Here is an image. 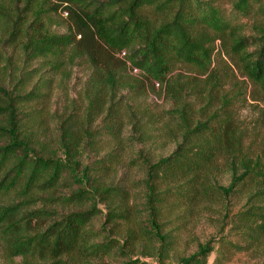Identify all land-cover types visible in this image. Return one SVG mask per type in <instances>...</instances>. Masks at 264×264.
Returning a JSON list of instances; mask_svg holds the SVG:
<instances>
[{
    "label": "trees",
    "instance_id": "obj_1",
    "mask_svg": "<svg viewBox=\"0 0 264 264\" xmlns=\"http://www.w3.org/2000/svg\"><path fill=\"white\" fill-rule=\"evenodd\" d=\"M41 1L0 0V264H167L201 220L175 264H264V0Z\"/></svg>",
    "mask_w": 264,
    "mask_h": 264
},
{
    "label": "rangeland",
    "instance_id": "obj_2",
    "mask_svg": "<svg viewBox=\"0 0 264 264\" xmlns=\"http://www.w3.org/2000/svg\"><path fill=\"white\" fill-rule=\"evenodd\" d=\"M22 1L23 0H21V2ZM39 1H40L39 2L40 6L44 5V4H42L41 0H39ZM44 6H46V5H44ZM53 14L55 16L58 15V13H55V12H53ZM59 14H61L64 17L67 16V14L65 12H63L62 10L59 11ZM66 28H67V25L64 22L61 25L54 27L55 30L60 31V32H65ZM217 48H218V50L215 53L216 54L215 60L219 59V57H220V54H219L221 51L220 41L217 42ZM6 52H7V56H9L8 62L13 63V62L17 61V58H18L17 55L18 54L16 51H13L12 49L9 48ZM222 59L226 60V62L231 64L230 59L227 55H221L219 60L221 61ZM180 70H178V71H180ZM136 71H133V73H136ZM181 71H184V70H181ZM237 75H238V73H237ZM239 78L242 81L245 80V78H243L241 76H239ZM58 80L59 81L57 82V86L54 90V97L55 98L63 96V91H62L61 85H60L61 79H58ZM83 80H84V72L82 71L81 68H79V67L70 68L69 74H68V81L66 84L67 89H65L66 92L69 93L71 96L76 97V94H77ZM253 90H254V88L251 86V84H249V91L252 92ZM251 95H252V93L251 94L249 93V95L247 96L248 102L245 103V107L241 111V116L246 121H249L256 116L255 104H259L260 107L264 108V103L260 100L259 101L252 100ZM148 100L155 107V110L160 111L164 107H166V104L164 103L163 97L160 98L158 93L151 94ZM136 146H138L137 148L142 147L141 144H138ZM168 148H169L168 151H166V152L164 151L162 153L167 154L172 147L169 146ZM130 152L131 151H126L125 156H124V158L126 160H128L129 157H133L135 155L134 152L133 153H130ZM124 165L125 166H123L122 168H118V172H117L116 177L120 180V182L122 181L123 183L128 185V187L131 191V195L135 201H137L138 203L142 202L143 201L142 198L144 196L142 189L137 188V187H133L135 184H137V182H140V180H142L143 176L141 174V171L138 168L128 167L126 165V163ZM101 208L103 209L102 205H100V209ZM193 226H194V228L191 229V232H185L182 235V238L179 239V242L177 243L176 250L166 260L167 264H175V261L179 256L186 255L189 252L196 249L197 242H199L200 240L203 241L206 238V236H209L213 232V228L211 226H209L206 222L204 223L203 220L199 221L198 223H196ZM215 256H216L215 253H213L211 255V257L209 259V264L214 263ZM262 259L263 258H259L253 252H248V253L239 252V253H236L230 261H227V262L225 261L223 264H262ZM17 260H20V259H17Z\"/></svg>",
    "mask_w": 264,
    "mask_h": 264
},
{
    "label": "built area",
    "instance_id": "obj_3",
    "mask_svg": "<svg viewBox=\"0 0 264 264\" xmlns=\"http://www.w3.org/2000/svg\"><path fill=\"white\" fill-rule=\"evenodd\" d=\"M136 71V70H135ZM137 72V71H136Z\"/></svg>",
    "mask_w": 264,
    "mask_h": 264
}]
</instances>
